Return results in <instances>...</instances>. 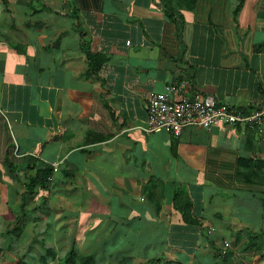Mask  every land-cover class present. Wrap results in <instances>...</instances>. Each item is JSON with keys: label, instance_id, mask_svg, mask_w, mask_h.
Masks as SVG:
<instances>
[{"label": "crops", "instance_id": "obj_1", "mask_svg": "<svg viewBox=\"0 0 264 264\" xmlns=\"http://www.w3.org/2000/svg\"><path fill=\"white\" fill-rule=\"evenodd\" d=\"M183 84L262 105L264 0H0V264H264V117L148 134ZM38 161L50 187L27 195Z\"/></svg>", "mask_w": 264, "mask_h": 264}, {"label": "built area", "instance_id": "obj_2", "mask_svg": "<svg viewBox=\"0 0 264 264\" xmlns=\"http://www.w3.org/2000/svg\"><path fill=\"white\" fill-rule=\"evenodd\" d=\"M184 89V84L178 87L167 85L162 92L151 97L144 127L148 134L180 135L188 127L211 130L219 125L232 124L256 130L264 117V101L259 108L246 114L243 110L218 103L210 95H182Z\"/></svg>", "mask_w": 264, "mask_h": 264}, {"label": "trees", "instance_id": "obj_3", "mask_svg": "<svg viewBox=\"0 0 264 264\" xmlns=\"http://www.w3.org/2000/svg\"><path fill=\"white\" fill-rule=\"evenodd\" d=\"M91 60L92 67L91 69L97 72L100 69V66L104 62L105 58L101 55L89 56ZM35 174L27 176V182L25 183L26 194L35 195L37 189H47L50 187L49 178L53 175V167L42 162H37V166L34 167ZM28 168H26L27 170ZM174 206L181 213L186 221L193 223L194 220L191 219V208L192 204L188 195L179 191L176 192L173 198ZM23 211H25L23 207ZM57 254L52 249H47V253L42 257V264H49L51 260H56ZM59 264H96V259L92 255H81L78 252L70 251L59 261ZM148 264H173L163 258L155 259Z\"/></svg>", "mask_w": 264, "mask_h": 264}]
</instances>
